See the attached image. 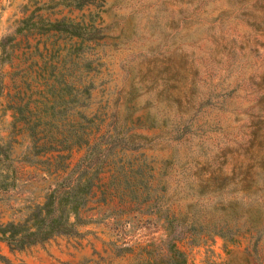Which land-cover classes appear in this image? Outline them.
I'll use <instances>...</instances> for the list:
<instances>
[{"label":"rangeland","instance_id":"374dc122","mask_svg":"<svg viewBox=\"0 0 264 264\" xmlns=\"http://www.w3.org/2000/svg\"><path fill=\"white\" fill-rule=\"evenodd\" d=\"M57 1L0 0V41L32 11L101 28L83 43L19 35L3 61L0 135L31 161L14 162L0 223L42 202L89 146L109 148L115 126L132 139L106 157L77 234L19 251L0 242V264H127L138 247L167 238L166 213L191 226L175 241L185 264H264V0ZM65 84L82 91L66 111ZM26 104L30 121L13 127L6 107ZM36 115L48 121L33 139L17 132ZM121 165L141 169L145 187L132 191ZM155 203L160 213L149 209Z\"/></svg>","mask_w":264,"mask_h":264},{"label":"trees","instance_id":"16d2710c","mask_svg":"<svg viewBox=\"0 0 264 264\" xmlns=\"http://www.w3.org/2000/svg\"><path fill=\"white\" fill-rule=\"evenodd\" d=\"M89 1L58 0L56 4H74L77 7H82ZM94 21L91 19L90 22H85L84 20H74L67 17L50 19L41 14H35V11L17 20L13 33L5 36L0 41V99L4 95L5 90L3 61L6 58L10 59L12 49L18 45V42H16L17 36L32 33L40 35L49 34L55 35L56 38L58 36H64L69 39L77 38L83 43L101 37V28H97ZM81 47V44H78L73 51L77 52L81 50ZM64 90L67 93L73 92L68 101L63 100L62 102L63 109H67V104L79 101L78 95L82 91L71 84H65ZM55 107L52 104L45 110V113H49L50 111L51 113H55ZM6 109H13L14 111L13 127H15L14 124L19 119L24 122L30 121L29 115L24 114V111L28 110V104L20 109L14 105H8ZM35 118L31 122L32 125L30 127L21 128L17 132L28 131L29 136L33 139L36 135L37 127L42 126L45 121H48L39 115H36ZM72 126V130L75 133L82 127L81 124H72ZM79 137L80 134L78 135ZM131 137L130 135H126V132L121 126L117 125L113 129V133H110L106 137V140H116L115 142L112 141L113 143L109 148L99 149L98 144L89 146L85 155L74 165L66 176L46 193L42 202L30 205L26 215L20 220L0 223V242H5L12 251H19L45 242L54 236L77 234L78 226L85 223L81 212L85 208L96 185L102 164L115 147H126L129 140L132 139ZM35 144L32 143L31 150L36 147ZM46 149L42 146L32 152L37 154ZM15 154L16 152L13 150L12 142L7 136L3 137L0 135V190H8L16 186L18 179L14 166L16 160L23 158L31 161L26 152H23L20 156H16ZM117 171L124 175L126 173L131 175V177L126 178V185L132 191L133 186L145 187V182L141 178L138 179V176L141 175V169L130 166L128 171H124V165H121V167L117 168ZM133 195V197H136L135 192ZM150 199L149 192H147V195L142 198V202L147 203ZM155 207H157L156 203L149 205L151 211L160 213V209H156ZM164 220L169 230L167 238L159 242L153 241L138 247L133 261L127 264H185L184 253L176 248L175 241L182 239L186 234H190L191 226H186L178 218L169 217L167 213L164 216ZM177 227L180 228L178 231L179 234L175 232ZM105 264H112V261L108 260Z\"/></svg>","mask_w":264,"mask_h":264}]
</instances>
